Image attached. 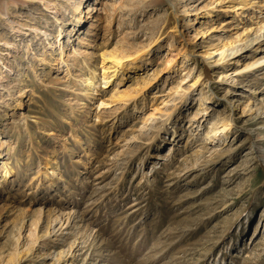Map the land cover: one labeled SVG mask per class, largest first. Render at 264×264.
<instances>
[{
  "label": "rangeland",
  "instance_id": "1",
  "mask_svg": "<svg viewBox=\"0 0 264 264\" xmlns=\"http://www.w3.org/2000/svg\"><path fill=\"white\" fill-rule=\"evenodd\" d=\"M72 1L0 0V264H264V0Z\"/></svg>",
  "mask_w": 264,
  "mask_h": 264
},
{
  "label": "bare ground",
  "instance_id": "2",
  "mask_svg": "<svg viewBox=\"0 0 264 264\" xmlns=\"http://www.w3.org/2000/svg\"><path fill=\"white\" fill-rule=\"evenodd\" d=\"M40 1H43V0H40ZM44 3V5H45V10L46 11H48V12H55V11H57L55 8L58 6V4H57V2L56 1H52V2H43ZM71 4H72V8H73V12H72V14H73V16H76L77 18H78V22H75L76 24V26H80L81 25V23H82V20H83V18H85V15H87L88 13H89V10H87V12H85V15H84V17H83V15H82V13H81V10H80V6H81V2L80 1H75L74 0V3H73V1L71 2ZM90 10L92 9V10H94V11H98V7H92V8H89ZM113 9V8H112ZM66 10H67V8H66ZM80 10V11H79ZM115 10V9H114ZM107 14V13H106ZM23 13L22 12H19V15H18V18H17V20H12V19H8V21H7V24L10 26V30H11V32H14V31H16V29H17V27L19 26V25H21V24H24L21 20H19L21 17H23ZM89 15V14H88ZM96 16H97V13H95V15H94V19H96ZM90 17V16H89ZM102 17H99L98 19H101ZM67 20H69V17L68 18H66L65 19V17H59V16H57L56 17V21H58V23L59 24H61V23H64L65 21H67ZM85 20V19H84ZM87 20V19H86ZM98 21V20H97ZM175 22H174V24L173 25H171L169 28H168V30H167V32H166V36H168V35H170V34H172V33H174V35H173V37H175V36H178L179 34L181 35L182 33H183V27L181 28L180 27V25L182 24L181 22H183V19L181 20L180 19V17L177 15L176 17H175V20H174ZM31 22H33V20H31ZM30 22V23H31ZM37 22V21H36ZM36 22H33V23H31L30 25H32V27L35 29V30H38V29H40L39 28V26L42 28V30H43V28L44 27H46V24H47V21H44V22H42V23H36ZM95 24L92 22L91 23V31L95 28ZM28 27H29V25H28ZM253 31H251L250 33H247V34H245L243 37H239L235 42H234V44L235 45H233V46H231V47H229V48H227L226 50H222L219 54H218V61H224V62H226L227 60H229L227 57L228 56H230L233 52H235V51H237V50H239V49H241V48H243V47H251L254 43H256L257 41H259V39H261V37H263L264 36V23L263 24H260L258 27H255L254 29H252ZM19 30H17L16 32H18ZM46 33H47V31H45ZM70 32H72V30L70 31ZM13 34H15V33H13ZM2 45H6V43H8V44H11L12 45V43H10V40L9 39H3V42H0ZM186 47V46H185ZM260 47V46H259ZM186 51H187V49H186ZM229 51H231V53H229ZM108 55H111V54H108ZM110 57H112L113 58V61H114V65L115 66H117L118 68L120 67H123V63H124V61H123V58L125 57V55L124 54H121V53H113ZM2 60V57L0 58V61ZM264 60V57H262V58H258V59H255V61L252 63V65H246L243 69H241V70H239L238 72H236L235 74H237V73H243L244 71H246V69H249L250 67H253V66H255V67H253V68H257L258 66L257 65H259L262 61ZM2 62V64L4 65V66H6L7 64L5 63V61H1ZM166 63L167 64H169L170 63V61L169 60H167L166 61ZM230 76V73L229 72H226L225 74H223V75H221V77H226V76ZM230 77H232V76H230ZM230 77H228V79H230ZM1 78V77H0ZM219 79H221V78H219ZM228 89L226 90V94L228 93ZM202 92H203V94H202V96H201V98H200V101H199V106H198V110L199 111H197V115L196 116H194L193 117V120H194V123H196V122H198L197 120H195V118L197 119V116L198 115H200L201 113V116H200V118H202V119H204L205 118V115H210L211 114V111H209V109H210V105H211V103L213 102V100H210L211 99V97H213L214 96V91H212L211 90V88H209L208 90H203L202 89ZM208 94H211V95H209L208 96ZM211 96V97H210ZM222 99L223 100H225V99H227V97L226 96H223L222 97ZM228 100V99H227ZM231 106V108H230V113L231 114H233V111L235 110V107L233 106V105H230ZM207 118V117H206ZM199 119V118H198ZM168 120V119H167ZM206 120V119H205ZM169 123H171V119H170V121H168ZM212 123H213V125L210 127L211 129H212V131L210 130V132L208 133V135L206 136V141H209V142H212L213 140H215V137L217 138L219 135H223V134H225V133H227L228 131H230V130H233V127L235 126V123L234 122H232L231 121V119L230 118H228V116L227 117H222V118H219L218 120H212ZM193 126V125H192ZM197 125L195 124V126L194 127H196ZM172 127H173V125H172ZM171 127V128H172ZM175 133L177 134V130L175 129L174 130V133H173V136L175 135ZM178 135L179 134H177L175 137H173V141L175 142L176 140H177V138H178ZM172 154V153H171ZM166 156H167V154H166ZM169 156V155H168ZM159 157V156H158ZM190 170H194V167L193 168H191V169H189V171ZM196 171V170H195ZM67 219H68V217H67ZM15 225H13L11 228H10V233L13 235V236H15V234H14V231H15V227H14ZM19 237V236H18ZM67 253L65 254V253H62V254H60L58 257H56V259H55V264H59L60 262H65L67 259H66V257H67ZM53 257H55V254H54V256ZM53 257H51V258H53ZM42 259V258H41ZM17 260V259H16ZM10 261H11V263L12 262H14L13 264H15V257H13V258H11L10 259ZM90 264H96L95 262H90Z\"/></svg>",
  "mask_w": 264,
  "mask_h": 264
}]
</instances>
